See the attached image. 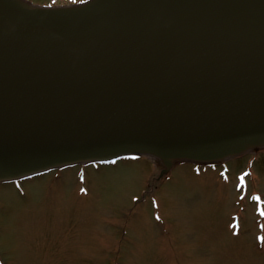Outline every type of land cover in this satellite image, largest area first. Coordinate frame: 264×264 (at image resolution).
<instances>
[{"label":"water","instance_id":"95a60500","mask_svg":"<svg viewBox=\"0 0 264 264\" xmlns=\"http://www.w3.org/2000/svg\"><path fill=\"white\" fill-rule=\"evenodd\" d=\"M264 141V0H0V171Z\"/></svg>","mask_w":264,"mask_h":264},{"label":"rangeland","instance_id":"374dc122","mask_svg":"<svg viewBox=\"0 0 264 264\" xmlns=\"http://www.w3.org/2000/svg\"><path fill=\"white\" fill-rule=\"evenodd\" d=\"M177 160L1 181L0 264H264V150L214 166Z\"/></svg>","mask_w":264,"mask_h":264},{"label":"snow or ice","instance_id":"6c2138e0","mask_svg":"<svg viewBox=\"0 0 264 264\" xmlns=\"http://www.w3.org/2000/svg\"><path fill=\"white\" fill-rule=\"evenodd\" d=\"M157 219H159V217H157Z\"/></svg>","mask_w":264,"mask_h":264}]
</instances>
